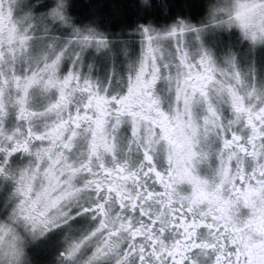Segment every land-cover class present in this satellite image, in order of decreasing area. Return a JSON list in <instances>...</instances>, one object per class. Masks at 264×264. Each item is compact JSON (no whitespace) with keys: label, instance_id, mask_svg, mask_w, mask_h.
<instances>
[{"label":"clouds","instance_id":"clouds-1","mask_svg":"<svg viewBox=\"0 0 264 264\" xmlns=\"http://www.w3.org/2000/svg\"><path fill=\"white\" fill-rule=\"evenodd\" d=\"M0 264H264V0H0Z\"/></svg>","mask_w":264,"mask_h":264},{"label":"snow or ice","instance_id":"snow-or-ice-1","mask_svg":"<svg viewBox=\"0 0 264 264\" xmlns=\"http://www.w3.org/2000/svg\"><path fill=\"white\" fill-rule=\"evenodd\" d=\"M173 31H175V30H173ZM89 39H91V38H90V37H86V38H85V41H87V40H89ZM146 39H151V37L146 36Z\"/></svg>","mask_w":264,"mask_h":264}]
</instances>
